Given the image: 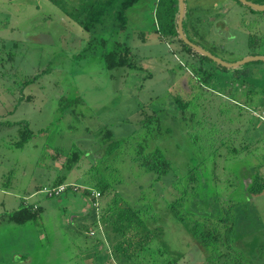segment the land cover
Instances as JSON below:
<instances>
[{
	"label": "rangeland",
	"instance_id": "374dc122",
	"mask_svg": "<svg viewBox=\"0 0 264 264\" xmlns=\"http://www.w3.org/2000/svg\"><path fill=\"white\" fill-rule=\"evenodd\" d=\"M82 1L0 0V264H123L113 227L100 220L108 197L97 209L87 193L104 179L156 219L163 243L183 256L179 264H201L204 253L168 208L189 164L202 166L208 195L247 204L237 264H264V191H247L256 175L264 179V62L217 68L209 94L172 39L162 0H139L124 29L107 18L92 32L59 5ZM185 3L193 43L228 64L264 57V11L237 0ZM116 46L129 48L134 67L108 69L103 56ZM180 96L194 105L184 119L173 105ZM24 125L33 137L18 147ZM140 144L160 148L174 170L159 179L142 169ZM75 151L80 162L67 170ZM58 179L70 190L49 197ZM23 206L39 207L37 220L11 222Z\"/></svg>",
	"mask_w": 264,
	"mask_h": 264
},
{
	"label": "trees",
	"instance_id": "16d2710c",
	"mask_svg": "<svg viewBox=\"0 0 264 264\" xmlns=\"http://www.w3.org/2000/svg\"><path fill=\"white\" fill-rule=\"evenodd\" d=\"M162 1L165 4L164 16L167 15L171 20L172 39L178 43L179 50L185 53L191 61L190 71L194 80L197 81L195 85H199L201 90L211 94L209 91L215 87L217 80V68L223 72L227 68L198 54L179 38L176 20L179 13L178 0ZM249 1L264 4V0ZM138 2L139 0H84L77 8L73 9L59 5L67 17L85 31L92 32L98 25L105 24L107 18H111L119 29H124L127 25V11ZM187 14L188 11H186L184 19V31ZM130 54L129 48L116 46L103 58L108 69L134 67L129 58ZM211 63H214L215 66ZM227 84L226 80L223 81L222 89L225 92H228ZM223 96H226V93H223ZM173 105L182 119L185 118L190 106H194L193 101L189 102L181 96L175 98ZM192 115L196 114L192 113ZM198 126L202 127L204 134L208 137L212 135L213 132L209 128L207 129V122H199ZM20 133L25 136L17 143V146L24 147L32 139L33 132L28 125H24ZM147 148V145L140 144L135 152V160L142 169L156 174L159 179L174 170L173 161L160 148L146 150ZM111 149L113 148L109 147L108 151ZM233 150L235 153L238 151L237 149ZM79 162L80 155L75 151L66 159L64 167L71 170ZM177 180L175 183L177 198L169 204L168 208L172 216L185 226L188 234L197 243L200 251L204 253L205 258L201 264H237L238 261L241 262L243 251L240 247L243 246L245 238L240 227L250 215L247 204L234 199L228 200L216 195H208L205 172L199 164H189L186 171ZM62 181V179H58L54 188L64 185ZM94 188L95 192L100 193L99 199L108 197L100 210V220L104 225H111L117 235L118 240L113 246V253L117 261L119 260L123 264L180 263L183 256L174 254L163 243L162 230L156 226L158 225L156 219L155 223L151 224L143 211L130 205L116 192L109 179L97 181L94 183ZM69 190L70 188L67 187L64 193ZM247 191L250 195L261 194L264 191V179L256 175L254 180L248 184ZM87 193L92 195L93 192L87 191ZM93 200L95 203L94 197ZM39 209L37 206H23L11 214L9 220L17 224L37 220Z\"/></svg>",
	"mask_w": 264,
	"mask_h": 264
},
{
	"label": "water",
	"instance_id": "95a60500",
	"mask_svg": "<svg viewBox=\"0 0 264 264\" xmlns=\"http://www.w3.org/2000/svg\"><path fill=\"white\" fill-rule=\"evenodd\" d=\"M237 1L241 2L242 4H244L250 8H252L253 10H257V11H261V12L264 11V4H256V3H253L249 0H237ZM185 2H186V0H178L179 13L177 16V32H178L179 38L183 42H185L188 46H190L195 52H197L198 54H200L202 56L208 57L209 59L213 60L218 65L225 67V68H238L242 65H245L246 63L254 62V61H263L264 62L263 56H251V57H248L242 61L232 63V64H228V63H225L224 61H222L221 59L217 58L216 56H214L212 53L205 50L201 46L193 43L187 37V35L184 31V19H185V15H186V11H187V7H186Z\"/></svg>",
	"mask_w": 264,
	"mask_h": 264
},
{
	"label": "built area",
	"instance_id": "2783aa9c",
	"mask_svg": "<svg viewBox=\"0 0 264 264\" xmlns=\"http://www.w3.org/2000/svg\"><path fill=\"white\" fill-rule=\"evenodd\" d=\"M66 189H67V187L64 186V185H62V186H58L57 188L46 189L45 191H46V194H47L48 196H54V195H55V196H59V195H61L62 193H64V192L66 191ZM92 196H93L96 200H98V199L100 198V193H98V192H93V193H92ZM94 205L98 207V202L96 201V202L94 203Z\"/></svg>",
	"mask_w": 264,
	"mask_h": 264
},
{
	"label": "flooded vegetation",
	"instance_id": "af4514ba",
	"mask_svg": "<svg viewBox=\"0 0 264 264\" xmlns=\"http://www.w3.org/2000/svg\"><path fill=\"white\" fill-rule=\"evenodd\" d=\"M238 103V102H237Z\"/></svg>",
	"mask_w": 264,
	"mask_h": 264
}]
</instances>
